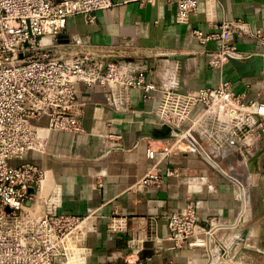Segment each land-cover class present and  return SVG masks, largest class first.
Returning <instances> with one entry per match:
<instances>
[{
	"label": "crops",
	"instance_id": "0c3cea01",
	"mask_svg": "<svg viewBox=\"0 0 264 264\" xmlns=\"http://www.w3.org/2000/svg\"><path fill=\"white\" fill-rule=\"evenodd\" d=\"M114 1L119 4L97 11L93 21L70 17L54 38L55 49L104 63L111 54L128 67L146 68L147 83L157 89L146 96L140 87L77 82L85 132H50L44 152L24 157L47 170L45 192L59 190L57 211L84 218L78 242L71 241L79 247L78 264H264L263 119L237 120L198 107L167 137L160 112L171 88L197 91L229 81L246 101L264 96V65L253 76L240 75L229 61L213 66L221 41L203 44L192 35L240 20L254 35L234 33L227 42L238 59L258 55L264 61V43L256 36L264 34V0H198L188 23L178 22L176 1ZM165 145L172 150L163 157ZM150 146L156 159L147 155ZM155 165L162 184H141ZM190 209L202 227L213 217L220 222L206 246L173 248L168 215ZM140 227L148 241L138 259L130 240Z\"/></svg>",
	"mask_w": 264,
	"mask_h": 264
},
{
	"label": "built area",
	"instance_id": "2783aa9c",
	"mask_svg": "<svg viewBox=\"0 0 264 264\" xmlns=\"http://www.w3.org/2000/svg\"><path fill=\"white\" fill-rule=\"evenodd\" d=\"M124 1L155 4L160 0ZM167 1H176L180 23H188L199 9L198 0ZM117 4L114 0H0V264H78L80 260L79 247L71 241L78 242L84 218L60 214L59 190L45 192L47 170L24 161L28 153L46 150L50 132H85L77 82L140 87L146 96L157 89L147 83L146 68L128 67L126 60L116 61L111 54L104 63L88 54L64 55L55 49L54 38L64 33L70 17L83 15L93 21L97 11ZM234 33L254 35L240 20L225 21L216 32L192 31L200 43L221 41L211 55L216 67H222L229 57L237 58L236 47L227 42ZM256 36L264 43V34ZM164 93L160 112L171 128L194 118L195 109L202 107L237 120L258 115L264 129V96L246 101L229 81L215 88L186 92L171 88ZM171 150V145H165L161 154L166 157ZM147 155L156 159L158 152L150 146ZM13 159L23 162L14 166ZM162 182L157 165L141 180L143 185ZM206 222L202 227L193 209L169 214L172 247L206 246L207 235L220 221L213 217ZM147 241L144 228H137L130 240L131 255L139 259ZM131 262L126 260V264Z\"/></svg>",
	"mask_w": 264,
	"mask_h": 264
},
{
	"label": "water",
	"instance_id": "95a60500",
	"mask_svg": "<svg viewBox=\"0 0 264 264\" xmlns=\"http://www.w3.org/2000/svg\"><path fill=\"white\" fill-rule=\"evenodd\" d=\"M229 62L242 76L258 75L264 65V61L258 55H253L249 57L248 60L229 57ZM171 131L172 128L166 125L164 126V132L161 133H163L164 136L167 135V137H170Z\"/></svg>",
	"mask_w": 264,
	"mask_h": 264
},
{
	"label": "rangeland",
	"instance_id": "374dc122",
	"mask_svg": "<svg viewBox=\"0 0 264 264\" xmlns=\"http://www.w3.org/2000/svg\"><path fill=\"white\" fill-rule=\"evenodd\" d=\"M23 162V160H17V159H13L10 161V163L14 166H18Z\"/></svg>",
	"mask_w": 264,
	"mask_h": 264
}]
</instances>
